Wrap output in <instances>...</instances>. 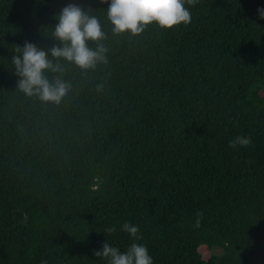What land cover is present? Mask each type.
Wrapping results in <instances>:
<instances>
[{
	"label": "trees",
	"instance_id": "trees-1",
	"mask_svg": "<svg viewBox=\"0 0 264 264\" xmlns=\"http://www.w3.org/2000/svg\"><path fill=\"white\" fill-rule=\"evenodd\" d=\"M110 3L0 0V264H108L106 241L153 264H264V0L185 2L189 24L138 36L112 33ZM69 4L99 19L108 62L61 59V102L26 96L14 48L62 46Z\"/></svg>",
	"mask_w": 264,
	"mask_h": 264
},
{
	"label": "clouds",
	"instance_id": "clouds-1",
	"mask_svg": "<svg viewBox=\"0 0 264 264\" xmlns=\"http://www.w3.org/2000/svg\"><path fill=\"white\" fill-rule=\"evenodd\" d=\"M185 2L194 5L197 0H111L107 8V19L113 25L114 35L127 32L138 36L152 23L163 29L189 24L191 13L184 6ZM257 11L260 18L264 19V9ZM57 18L59 22L54 26L52 36L62 46L53 45L45 51L25 41L23 47L14 48L16 55L12 57V64L20 77L17 83L19 90L26 96H37L43 102L55 104H59L71 90L70 82L62 79L64 67L60 63L61 59L84 71L95 70L98 64L108 62V48L101 43L106 36L97 17L89 15L78 5L69 4L57 14ZM89 41L96 43L94 49L88 46ZM46 71L60 75L49 81L45 76ZM103 86V83L98 84L97 89L102 90ZM250 144V137L237 136L229 142V147H246ZM24 220H27L26 214ZM121 227L135 240L142 238L138 226L125 222ZM106 231L111 234L116 228L113 226ZM94 255L105 258L108 264H153L147 247L138 243H132L127 251L121 252L106 241L102 250H94ZM42 264L47 262L42 261Z\"/></svg>",
	"mask_w": 264,
	"mask_h": 264
},
{
	"label": "rangeland",
	"instance_id": "rangeland-1",
	"mask_svg": "<svg viewBox=\"0 0 264 264\" xmlns=\"http://www.w3.org/2000/svg\"><path fill=\"white\" fill-rule=\"evenodd\" d=\"M211 252L215 253V254H220L221 248L220 247H214L211 249ZM202 253H203L204 257H208L210 254V251H208V249H202Z\"/></svg>",
	"mask_w": 264,
	"mask_h": 264
}]
</instances>
